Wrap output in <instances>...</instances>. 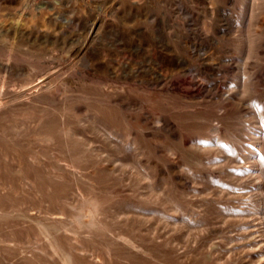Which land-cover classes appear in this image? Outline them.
<instances>
[{"label": "rangeland", "instance_id": "1", "mask_svg": "<svg viewBox=\"0 0 264 264\" xmlns=\"http://www.w3.org/2000/svg\"><path fill=\"white\" fill-rule=\"evenodd\" d=\"M0 264H264V0H0Z\"/></svg>", "mask_w": 264, "mask_h": 264}]
</instances>
